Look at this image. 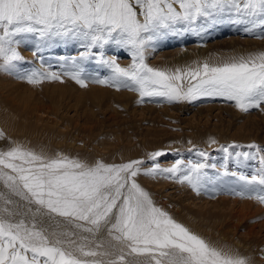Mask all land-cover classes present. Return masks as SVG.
<instances>
[{
	"label": "snow or ice",
	"instance_id": "1",
	"mask_svg": "<svg viewBox=\"0 0 264 264\" xmlns=\"http://www.w3.org/2000/svg\"><path fill=\"white\" fill-rule=\"evenodd\" d=\"M226 20L250 25L245 31L264 33V0H0V71L17 70L24 60L17 46L27 34L37 41L34 56L58 41L74 40L85 51L70 58L76 71L65 75L81 87L87 83L80 62L95 57L97 64L111 69V76L93 83L126 87L141 98L162 97L168 103L223 97L241 112L264 111V51L174 70L145 62V49L169 32L195 31ZM110 45L129 51L132 62L122 67L117 57H106L104 50ZM26 79L37 84L60 76L33 70ZM223 151L228 155L220 176L236 178L241 186L236 195L264 204V156L246 175L228 172L231 154L228 148ZM259 151L236 156L254 160ZM161 155L157 151L151 158ZM142 163L88 164L68 156L49 158L18 144L0 151L4 186L37 205V212L43 209L62 217L79 230L46 234L34 220L12 222L0 216V264H131L129 257L143 258L136 264H249L238 252L215 246L156 206L135 179ZM209 167L215 165L176 160L170 167L154 164L144 174L178 179L199 192L213 179L205 171ZM104 227L115 242L108 247L95 242Z\"/></svg>",
	"mask_w": 264,
	"mask_h": 264
},
{
	"label": "rangeland",
	"instance_id": "2",
	"mask_svg": "<svg viewBox=\"0 0 264 264\" xmlns=\"http://www.w3.org/2000/svg\"><path fill=\"white\" fill-rule=\"evenodd\" d=\"M246 27L251 26L226 20L195 31L169 32L145 49V62L151 67L174 70L205 62L217 65L264 51V33L259 29L248 32ZM70 42H74L73 52L61 48L49 51L46 47L34 56L37 41L27 34L17 46L24 57L18 62L17 70L0 71V131L4 133L0 138V151L18 144L49 158L68 156L88 164L97 160L107 164L140 160L143 163L141 172L135 177L136 182L149 193L156 206L173 219L204 220L212 228L222 218L230 220L233 229L227 235L231 246L237 247L235 242L238 241L240 247L245 248L243 242L247 241L251 247L246 253L252 258L250 263L264 264V204L236 195L241 190L236 178L220 176L228 155L224 148L231 154L227 161L228 172L243 171L251 175L260 166V157L264 156V111L254 108L241 112L234 102L223 97L168 103L162 97L141 98L138 92L126 87L117 89L93 83L94 79L111 76V69L97 64L95 57L80 62L87 83L86 87H81L65 75L76 71L70 58L79 57V51L83 49L77 41ZM56 44L58 42L53 45ZM105 55L117 57L122 67L132 62L131 54L123 48L105 51ZM33 70L54 72L60 79H42L32 84L26 76ZM121 91L133 94L135 102L127 105L115 102V94ZM58 133L61 143L48 148L47 140ZM125 143L126 146H137L140 155L129 161H118L115 151ZM252 144L257 147L250 148ZM257 149L260 151L254 160L236 156L238 152H257ZM157 151L162 155L152 159L151 154ZM201 151L207 156H200ZM176 160L215 165L205 169L213 179L197 192L178 179L144 174V170L154 164L170 167ZM5 200L11 203L6 204ZM37 207L11 193L0 181V216L12 222L23 219L31 223L34 220L38 227L47 230L46 234L79 231L62 217L47 214L43 209L37 212ZM5 208L9 210L7 213L3 211ZM213 211L226 215L214 216L209 213ZM95 242H103L105 247L115 243L107 235L106 227L97 233ZM128 259L131 264L143 260Z\"/></svg>",
	"mask_w": 264,
	"mask_h": 264
},
{
	"label": "bare ground",
	"instance_id": "3",
	"mask_svg": "<svg viewBox=\"0 0 264 264\" xmlns=\"http://www.w3.org/2000/svg\"><path fill=\"white\" fill-rule=\"evenodd\" d=\"M59 44V45H58ZM58 44L56 45H51L49 46V51H56L57 48H61L63 51H66V52H71L72 51V48L74 46V42H63V41H58ZM119 49L118 47L116 46H106L105 47V50L106 52H110V51H115ZM74 51V50H73ZM72 51V52H73ZM82 51H85V49L83 48L82 50L79 51L82 52ZM29 52V51H27ZM46 52V51H45ZM75 52H78V51H75ZM29 55V53H26V55ZM112 53H109L108 55H111ZM77 55V53H76ZM75 55V56H76ZM78 57V56H77ZM91 88H94L91 87ZM103 93V92H102ZM115 97H117L116 101L117 103H121L123 105H127V104H130V102L133 101V103L135 102L136 100V97L133 96V94L129 93V92H125V91H121V92H117L115 94ZM134 98V99H133ZM60 133L58 134H55L52 136V139L50 140H47L49 144H47L46 146L48 148L51 149V147H54L55 145H59L61 142L59 140V135ZM64 138V137H63ZM117 140H122V138H117ZM44 141V140H43ZM63 142V141H62ZM56 143V144H55ZM119 143V142H118ZM45 145V143L43 144ZM62 145V144H61ZM40 146V145H39ZM120 146V145H119ZM47 148V149H48ZM49 149V150H50ZM51 151V150H50ZM117 157L119 158L118 161H129L131 158H134L137 156V154L140 155L139 153V148L137 146H126V143L123 144V146H120L119 150L115 151ZM96 153V152H95ZM143 188V187H142ZM161 206V205H160ZM211 215H214V216H225L226 214H222V213H216V212H209ZM173 218V217H172ZM229 218V217H228ZM224 218L220 219L218 225L215 227V228H212L211 225L209 223H207L206 221L204 220H200V221H197V222H194L193 220H191L190 218H187L185 219L184 221H180L179 219L176 220L177 222L183 224L184 226H186L187 228H189L191 231H193L194 233L200 235L201 237H203L204 239L208 240L209 242L213 243L215 246H218V247H224L226 249H232L236 252H238L240 255L246 257L249 261V264H251L250 262L252 261V258H249V256H247V251L249 250L250 245L247 243V241L243 242L246 246L245 248L243 247H240V244L241 242H235L238 246L233 248L231 246V244L229 243L230 240H228V235L227 233L229 232V230L233 229V227L231 226L230 224V220H223ZM217 235H220L221 237L218 238ZM260 252H262L260 250ZM259 258V257H258ZM255 259V258H254ZM257 259V258H256ZM260 259V258H259ZM258 259V260H259Z\"/></svg>",
	"mask_w": 264,
	"mask_h": 264
}]
</instances>
